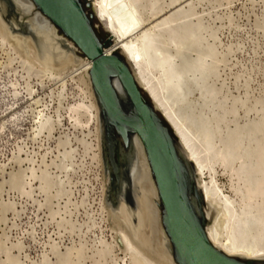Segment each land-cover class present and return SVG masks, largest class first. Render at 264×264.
Returning a JSON list of instances; mask_svg holds the SVG:
<instances>
[{"label": "rangeland", "instance_id": "374dc122", "mask_svg": "<svg viewBox=\"0 0 264 264\" xmlns=\"http://www.w3.org/2000/svg\"><path fill=\"white\" fill-rule=\"evenodd\" d=\"M187 1L193 4L184 5V18L175 24L182 43L174 38L175 46L159 42L157 49L162 55L175 53L178 69L188 75L190 124L206 130L219 146L236 136L237 144L239 138L246 140L241 142L245 149H261L264 156V0ZM87 11L97 14L94 5ZM31 18L30 12L16 13L10 0H0V20L33 45L26 53L0 30V264H169L143 179L135 186L127 177L121 187L128 151H117L115 145L111 164L99 145L97 121L82 124L70 118L72 104L97 101L80 63L88 57L60 30L57 41L49 39V31ZM101 22L93 19L105 40ZM64 55L67 66L59 71ZM197 59L205 63L203 77L193 71ZM41 109L45 124L37 123ZM217 179L231 195L228 176L219 172ZM121 201L125 208L119 211Z\"/></svg>", "mask_w": 264, "mask_h": 264}, {"label": "bare ground", "instance_id": "6f19581e", "mask_svg": "<svg viewBox=\"0 0 264 264\" xmlns=\"http://www.w3.org/2000/svg\"><path fill=\"white\" fill-rule=\"evenodd\" d=\"M142 1L143 0H91L92 8L94 5L97 11V18L104 22L107 30H111L114 34L115 44L107 49L106 52L112 53L120 51L121 55L130 65L139 88L147 95L149 101L152 102L161 116H163L164 120L172 128L187 157L193 161L197 172L196 183L203 200L204 218L205 221H208L207 225H204V229L210 243L215 248L231 257L241 260L264 261V156L262 150L256 148V151H248L241 143L246 142V140L242 141V139L239 138L238 140H240V143L237 144L236 140H234L236 136L233 140L227 142L223 141L221 146H219L206 130L200 128L193 129L194 126L192 127L190 124L192 119L189 121V116L186 113V109L190 108L188 107L190 102L188 103L189 100H187L189 99L187 98L189 92L187 93L185 87V83L189 82L187 78L188 75L185 77V72L178 69V65H176L174 60L176 57L175 53L174 55H162V53H158L160 52L158 51L159 48L157 49V44L159 42L162 44V47H168L172 41L174 42V38H177L175 24L184 18V5L186 4L187 7H190L192 2L187 0H169L168 3L161 4V2L158 3L157 0H154L150 2L149 5H146V7H143ZM15 2L23 13H32V22H36L38 25L41 24V27L43 26L45 27L44 29L49 31L48 35L46 34L47 32H45L49 39L52 38L57 41L58 28L36 8L31 0H15ZM0 25V30L6 31V35L14 39L12 42L15 41L14 45L16 44L19 49L27 53L28 49L33 48L29 38L19 34H12L2 20H0ZM183 30L185 33L186 30ZM41 31L39 29L37 31L40 36L44 34L41 33ZM190 32H187L189 33L188 35H190L187 37L195 39L193 42L197 41L193 35L191 36ZM182 34L181 37L183 36ZM179 38H177V40ZM182 39H179V41ZM167 41H169V43H166ZM180 42L182 43V41ZM178 45L179 43L177 44V48L182 44L179 45V47ZM60 50H58V52ZM31 51L33 52V49H31ZM176 51L179 53L178 51H180V48L176 49ZM61 53L65 54V52ZM35 55H38L37 52ZM69 55V58L79 61L75 56ZM65 57L67 56L64 55V59H60L59 57L56 66L59 71L62 67L64 69V66H67L65 64L67 63ZM32 60H34V57ZM37 62L39 63V61ZM81 62L85 63L83 67H85L88 72L90 86H92L90 72L93 67V62L89 58H87L86 62L82 60L80 63ZM204 65L203 59H197L194 66L191 64V66L195 68H193V71L199 72L201 77H203V72L205 71ZM199 73H197V75ZM117 88L119 92H121L118 85ZM32 93L33 92L29 94L31 97ZM201 96L206 97V95L203 94H201ZM207 96L211 97L209 94ZM30 99L34 104L39 103V100L35 97ZM43 109L37 111V123H46L44 122L46 115ZM188 110L189 109H187V111ZM69 112L70 118L75 120L76 123L90 124L95 120L97 121L98 140L100 142V148L102 149L103 123L100 118V107L97 101L95 102L92 100L89 104L86 101L77 102L69 107ZM80 116H87L88 119L86 122L82 121ZM50 118H46V121L48 122ZM200 121L203 123L202 120ZM41 127L42 125L40 128ZM199 129L200 131H198ZM235 139H237V137ZM218 169H220V171H218ZM219 172L221 175L228 176V186H230L231 195L226 194L224 187L219 183L217 179ZM124 175L125 180L121 185L122 189L125 188L127 177V181H132L135 186L138 185L140 178L143 179L142 182L145 183L144 185H146V188H148L147 190H149L148 193L151 194L154 200L157 223L159 224L162 236L168 248L166 252L167 257L165 256V259L169 264H175L172 260L168 240L160 223L157 192L150 174L145 151L140 139L136 135H133L130 140ZM124 208L125 205L123 201H121L118 210L122 211ZM117 217L116 219H119V216ZM131 228L133 229V227ZM123 237L126 239L125 235H123ZM150 264L155 263L151 262Z\"/></svg>", "mask_w": 264, "mask_h": 264}, {"label": "water", "instance_id": "95a60500", "mask_svg": "<svg viewBox=\"0 0 264 264\" xmlns=\"http://www.w3.org/2000/svg\"><path fill=\"white\" fill-rule=\"evenodd\" d=\"M31 1L93 62L90 78L100 107L102 144L107 161L112 164L115 145L118 151L127 152L131 137L136 135L140 139L156 188L160 223L173 262L264 264V261L231 257L210 243L204 229L203 200L196 183L194 163L160 112L145 98L120 51L106 52L115 44L114 34L106 30L107 39H100L93 25L97 16L87 11L92 8L91 0L85 3L81 0ZM10 2L19 13L16 2Z\"/></svg>", "mask_w": 264, "mask_h": 264}, {"label": "flooded vegetation", "instance_id": "af4514ba", "mask_svg": "<svg viewBox=\"0 0 264 264\" xmlns=\"http://www.w3.org/2000/svg\"><path fill=\"white\" fill-rule=\"evenodd\" d=\"M117 147H118V146H117ZM117 149H118V148H117ZM117 149H116V150H117ZM117 151H118V150H117Z\"/></svg>", "mask_w": 264, "mask_h": 264}]
</instances>
